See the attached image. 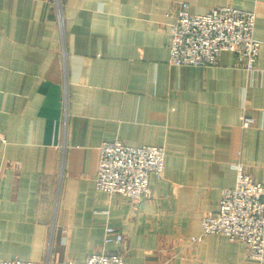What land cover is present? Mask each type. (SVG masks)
<instances>
[{"label":"crops","instance_id":"crops-1","mask_svg":"<svg viewBox=\"0 0 264 264\" xmlns=\"http://www.w3.org/2000/svg\"><path fill=\"white\" fill-rule=\"evenodd\" d=\"M230 5L256 13V69L223 51L168 64V26ZM165 149L151 200L95 188L100 145ZM241 164L264 182V0H0V259L264 264L223 234L198 242ZM123 234L104 243L105 227Z\"/></svg>","mask_w":264,"mask_h":264},{"label":"built area","instance_id":"built-area-1","mask_svg":"<svg viewBox=\"0 0 264 264\" xmlns=\"http://www.w3.org/2000/svg\"><path fill=\"white\" fill-rule=\"evenodd\" d=\"M189 4L178 3L168 26L170 66L217 64L223 51L235 54L236 65L247 72L256 69L261 41L254 37L256 13L230 5L211 8L205 14L190 13ZM95 174V188L119 194L134 203L151 200L149 176L161 178L165 169L163 146H131L120 139L104 141ZM235 184L223 188L215 211L201 217L202 231L191 238L198 242L208 234H223L246 244L249 256L264 263V182H258L241 164L235 165ZM123 234L105 227L104 243L121 244ZM0 264H34L29 260L0 259ZM62 264H124L121 253L94 252L83 261Z\"/></svg>","mask_w":264,"mask_h":264}]
</instances>
